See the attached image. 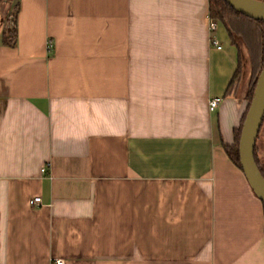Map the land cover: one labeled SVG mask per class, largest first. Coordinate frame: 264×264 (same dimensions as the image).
<instances>
[{"label": "crops", "instance_id": "crops-1", "mask_svg": "<svg viewBox=\"0 0 264 264\" xmlns=\"http://www.w3.org/2000/svg\"><path fill=\"white\" fill-rule=\"evenodd\" d=\"M210 22L208 0L0 1V264H264Z\"/></svg>", "mask_w": 264, "mask_h": 264}, {"label": "trees", "instance_id": "trees-1", "mask_svg": "<svg viewBox=\"0 0 264 264\" xmlns=\"http://www.w3.org/2000/svg\"><path fill=\"white\" fill-rule=\"evenodd\" d=\"M2 1V0H0ZM263 1L264 0H258ZM209 3V18L213 22L221 23L228 33L230 43L237 49L238 60L237 67L233 76L226 88L225 96L235 95L239 84L244 77V59L240 47L236 44L237 40L242 41L248 51L250 63L252 66V73H258L264 68V21H257L241 15L234 11L222 0H208ZM13 29L9 32L7 37H3L2 43L4 45H13L15 42V22L13 21ZM258 78V77H257ZM257 78L249 79L246 92L247 107L242 117L241 123L237 129L234 130V142L231 146H224V151L229 160L237 166L240 170L238 142L242 123L251 101ZM254 161L264 178V172L260 166L257 158L256 146L254 148Z\"/></svg>", "mask_w": 264, "mask_h": 264}, {"label": "water", "instance_id": "water-1", "mask_svg": "<svg viewBox=\"0 0 264 264\" xmlns=\"http://www.w3.org/2000/svg\"><path fill=\"white\" fill-rule=\"evenodd\" d=\"M234 11L257 21H264V2L258 0H222ZM241 80L237 92L241 87ZM247 85L245 94L247 92ZM264 120V68L261 70L251 101L248 105L244 121L242 123L238 154L241 170L256 197L264 205V178L261 175L255 161L254 148L256 140Z\"/></svg>", "mask_w": 264, "mask_h": 264}, {"label": "rangeland", "instance_id": "rangeland-1", "mask_svg": "<svg viewBox=\"0 0 264 264\" xmlns=\"http://www.w3.org/2000/svg\"><path fill=\"white\" fill-rule=\"evenodd\" d=\"M236 44L238 45V47H240L242 55H243V59H244V70H243L244 77L242 78L243 81H242L241 87L239 89V93L241 94L242 91H245L246 83L249 82V79L250 80L254 79V77L257 78L258 77V73H256V72L252 73V66H251V63H250V58H249V55H248V51H247L246 47L244 46V44L242 43V41H238L237 40ZM259 136H260V140H261V138L264 137V120H263L262 127L260 129ZM258 161H259V163L261 165L260 159H258Z\"/></svg>", "mask_w": 264, "mask_h": 264}, {"label": "built area", "instance_id": "built-area-1", "mask_svg": "<svg viewBox=\"0 0 264 264\" xmlns=\"http://www.w3.org/2000/svg\"><path fill=\"white\" fill-rule=\"evenodd\" d=\"M216 25H217V22H213V21H211V22H210V30H212V31L215 30V29H216ZM211 43H212V45H214V46L217 47L218 49L221 48L220 46H218V44H217V42H216L215 40H212ZM50 47H51V44L48 43V48H50ZM218 103H219V99H218V98H215V99L211 100V101L209 102V110H210V111H214V110L216 109V107L218 106ZM41 172L44 173V172H45V168H42V169H41ZM28 204H29L30 206H32V207H34V206H38V205L41 204V199H40V197H34V198H32V199L29 200ZM55 264H63V261H61V260H56V261H55Z\"/></svg>", "mask_w": 264, "mask_h": 264}]
</instances>
